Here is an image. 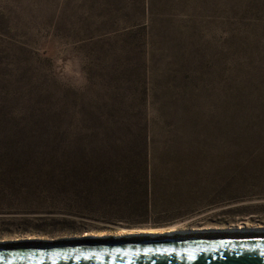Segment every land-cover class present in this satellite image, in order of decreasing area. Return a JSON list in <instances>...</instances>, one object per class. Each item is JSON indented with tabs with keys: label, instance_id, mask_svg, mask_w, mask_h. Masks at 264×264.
Returning a JSON list of instances; mask_svg holds the SVG:
<instances>
[{
	"label": "rangeland",
	"instance_id": "rangeland-1",
	"mask_svg": "<svg viewBox=\"0 0 264 264\" xmlns=\"http://www.w3.org/2000/svg\"><path fill=\"white\" fill-rule=\"evenodd\" d=\"M193 230L264 235V0H0V242Z\"/></svg>",
	"mask_w": 264,
	"mask_h": 264
},
{
	"label": "water",
	"instance_id": "water-1",
	"mask_svg": "<svg viewBox=\"0 0 264 264\" xmlns=\"http://www.w3.org/2000/svg\"><path fill=\"white\" fill-rule=\"evenodd\" d=\"M135 237L149 238L152 235L136 234ZM115 239V237L94 238ZM117 239V238H116ZM79 241V240H78ZM77 239L40 241L36 245L45 250L12 248L0 250V264H264V240L261 242H224L206 245L153 246L144 248L109 247L99 251H67ZM20 242H0V247L25 245ZM60 245V246H58ZM106 249V250H105ZM62 250V251H60ZM28 251V252H27Z\"/></svg>",
	"mask_w": 264,
	"mask_h": 264
},
{
	"label": "bare ground",
	"instance_id": "bare-ground-1",
	"mask_svg": "<svg viewBox=\"0 0 264 264\" xmlns=\"http://www.w3.org/2000/svg\"><path fill=\"white\" fill-rule=\"evenodd\" d=\"M200 231H179L175 233H165V234H150V233H144L143 235H152V237L145 238L141 237L140 239L138 236L135 237L137 240L132 238L131 235L126 236H119L115 237V239H97L96 241L89 240L88 237L81 238L76 244L75 247L66 248L63 246H60L62 249L67 251H73V250H81V251H99L102 248L109 247L112 245V247H130V248H144L149 247L145 246L146 244L153 246H169L170 248L175 247L176 245H185V246H194V245H206L209 243H228V242H261L264 240V235L260 233H242V234H233V235H207L208 236H218L220 238L227 237V239H213V238H203L202 237H192L190 234L192 233H199ZM204 233V232H202ZM235 236V237H233ZM260 237V238H258ZM117 238V239H116ZM251 238H256L254 240H250ZM258 238V239H257ZM249 239V240H248ZM87 241L85 244L82 243V241ZM84 244V245H83ZM21 249H27L31 250L29 252H36L45 250V247H38L37 245H16V246H3L0 247V250L2 249H12V248H19ZM106 250V249H105ZM62 251V250H60ZM28 252V251H27Z\"/></svg>",
	"mask_w": 264,
	"mask_h": 264
}]
</instances>
